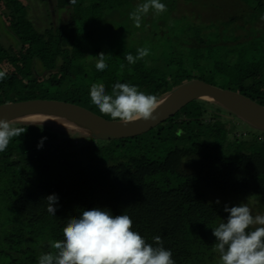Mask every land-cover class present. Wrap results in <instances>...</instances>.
Wrapping results in <instances>:
<instances>
[{
    "label": "trees",
    "instance_id": "1",
    "mask_svg": "<svg viewBox=\"0 0 264 264\" xmlns=\"http://www.w3.org/2000/svg\"><path fill=\"white\" fill-rule=\"evenodd\" d=\"M41 1L54 2L57 14L43 30L23 0H0V70L7 71L0 105L63 101L111 120L92 104V83H104L108 94L115 83H129L160 101L197 79L264 106V37L249 34L251 19L243 18L264 16V0H236L245 13L180 30L158 27L165 16L152 12L136 28L129 13L142 0ZM161 2L171 7V0ZM5 33L13 39L8 46ZM141 47L150 54L129 64L125 56ZM101 52L103 72L89 57ZM16 126L24 133L0 152V264H38L48 241L63 238L69 217L97 207L129 215L148 243L160 236L175 264H207L218 255L212 228L227 219L224 206L250 198L264 206V131L213 101L194 100L154 129L122 139ZM52 194L59 197L55 216L47 211Z\"/></svg>",
    "mask_w": 264,
    "mask_h": 264
},
{
    "label": "clouds",
    "instance_id": "2",
    "mask_svg": "<svg viewBox=\"0 0 264 264\" xmlns=\"http://www.w3.org/2000/svg\"><path fill=\"white\" fill-rule=\"evenodd\" d=\"M70 2L75 4L76 0ZM166 11L167 5L161 0H144L129 13V19L140 28L149 12L159 16ZM261 19L264 20V16ZM149 54V48L141 47L137 49V55L128 53L125 59L135 65ZM89 57L95 60L97 71L108 68L105 53ZM6 78L7 71L0 70V80ZM90 97L102 114L124 125L155 119L160 107L156 95L146 94L129 83H115L111 94L106 92L104 83H92ZM24 131L12 121L0 118V152H4L11 140ZM46 139H41L38 149L43 147ZM58 200L56 194L46 197L47 211L54 216ZM224 211L229 214L227 219L212 228L216 238L213 250L218 253L217 264H264V214L253 215L247 203L225 205ZM132 229L133 220L127 214L113 215L111 211L98 207L84 209L78 216L66 220L62 239L48 241L50 251L40 253L38 264H175L171 250L163 246L160 236L153 238L154 243H148Z\"/></svg>",
    "mask_w": 264,
    "mask_h": 264
},
{
    "label": "water",
    "instance_id": "3",
    "mask_svg": "<svg viewBox=\"0 0 264 264\" xmlns=\"http://www.w3.org/2000/svg\"><path fill=\"white\" fill-rule=\"evenodd\" d=\"M197 99L216 102L245 122L264 131V106L240 93L222 89L197 79L184 83L161 99L159 101L161 102L160 107L155 113V119L149 121L139 120L124 125L119 121L107 120L82 106L52 100H29L0 105V118H6L12 122L22 121L26 124L72 130L101 140H114L144 134ZM33 115H52L71 119L83 124L92 132L75 130L54 122L41 121L40 119L34 120L30 118Z\"/></svg>",
    "mask_w": 264,
    "mask_h": 264
},
{
    "label": "rangeland",
    "instance_id": "4",
    "mask_svg": "<svg viewBox=\"0 0 264 264\" xmlns=\"http://www.w3.org/2000/svg\"><path fill=\"white\" fill-rule=\"evenodd\" d=\"M23 1L28 6L30 19L35 23L38 29L43 30L44 28L49 26L51 22L56 21L57 14H53L52 12L54 2H51V4H46L41 0H23ZM143 2L144 0L141 1V3ZM242 13L245 12L242 11V7L239 5V3L236 0H175V3L172 2L171 0V7H167L166 12H164L159 16H155L153 14V16L156 18L159 17V19L161 18V16H165V18H163V20L164 19L165 20L163 21L162 24L160 23L158 27H165V26L167 28L174 27V28H179L180 30V28L182 27L192 28V26L194 28L198 26V28L200 27L202 29H205L207 28V25H210V23L212 22L217 24H219L218 22L226 23L227 20H229V17L231 16L237 17L239 16V14ZM63 16L64 15H62V17ZM261 17L262 16L253 17L252 14L250 13L247 16L243 17L245 21L251 19L252 23L248 28L249 34H252L253 36L257 34L259 38L264 37V21L263 20L260 21ZM154 22L157 23L156 19L154 20ZM255 22H260V23H258L257 25L255 24ZM230 29L231 28L228 29L229 32L225 31L226 33L225 36L228 40L233 39ZM225 30H227V28H225ZM10 41H13L11 35L5 33L3 37V43L6 46H8ZM225 84L226 83H223V85ZM224 120L238 121V119L228 114L225 115ZM19 123L26 124L25 122L22 121L13 122L14 125ZM239 127L241 128L242 131L250 130L249 126L246 123L241 122ZM241 130L240 133L242 132ZM72 132L78 133L75 131ZM66 138L68 140H73L75 142L83 141L82 139L75 138V136L74 137L68 136ZM233 201L235 203V200ZM238 202H239L238 204L247 203L249 207L252 209L253 215L258 213L264 214V206L260 203V201L257 198H250L247 201L239 200ZM217 260H218V255L207 264H217Z\"/></svg>",
    "mask_w": 264,
    "mask_h": 264
},
{
    "label": "bare ground",
    "instance_id": "5",
    "mask_svg": "<svg viewBox=\"0 0 264 264\" xmlns=\"http://www.w3.org/2000/svg\"><path fill=\"white\" fill-rule=\"evenodd\" d=\"M161 103V102H160ZM42 117V119H41ZM31 119L34 120H41V121H46V122H54L57 124H60L62 126H66L75 130H80V131H84V132H92L89 128H87L86 126H84L83 124L76 122L74 120L71 119H65L62 117H58V116H38V115H33L30 117Z\"/></svg>",
    "mask_w": 264,
    "mask_h": 264
}]
</instances>
